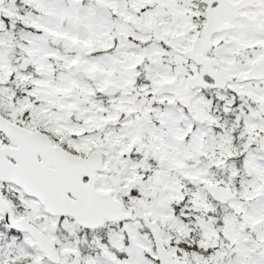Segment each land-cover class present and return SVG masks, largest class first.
<instances>
[{"label":"snow or ice","instance_id":"obj_1","mask_svg":"<svg viewBox=\"0 0 264 264\" xmlns=\"http://www.w3.org/2000/svg\"><path fill=\"white\" fill-rule=\"evenodd\" d=\"M0 264H264V0H0Z\"/></svg>","mask_w":264,"mask_h":264}]
</instances>
